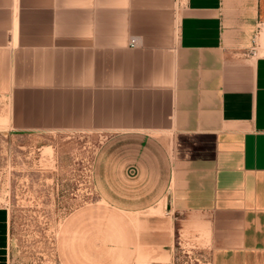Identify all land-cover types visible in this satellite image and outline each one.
<instances>
[{
    "label": "crops",
    "instance_id": "0c3cea01",
    "mask_svg": "<svg viewBox=\"0 0 264 264\" xmlns=\"http://www.w3.org/2000/svg\"><path fill=\"white\" fill-rule=\"evenodd\" d=\"M0 126L101 139L146 245L264 264V0H0Z\"/></svg>",
    "mask_w": 264,
    "mask_h": 264
},
{
    "label": "rangeland",
    "instance_id": "374dc122",
    "mask_svg": "<svg viewBox=\"0 0 264 264\" xmlns=\"http://www.w3.org/2000/svg\"><path fill=\"white\" fill-rule=\"evenodd\" d=\"M2 129L0 205L10 216V264H207V252L179 239L168 253L143 242V206L93 175L101 139ZM159 210L151 208L174 218Z\"/></svg>",
    "mask_w": 264,
    "mask_h": 264
},
{
    "label": "built area",
    "instance_id": "2783aa9c",
    "mask_svg": "<svg viewBox=\"0 0 264 264\" xmlns=\"http://www.w3.org/2000/svg\"><path fill=\"white\" fill-rule=\"evenodd\" d=\"M130 45L133 47L136 45V40L134 38H131Z\"/></svg>",
    "mask_w": 264,
    "mask_h": 264
}]
</instances>
